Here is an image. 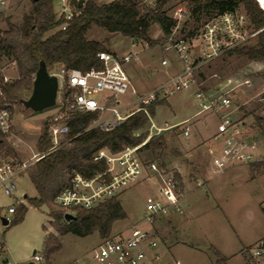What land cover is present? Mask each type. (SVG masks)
Instances as JSON below:
<instances>
[{"label": "rangeland", "instance_id": "374dc122", "mask_svg": "<svg viewBox=\"0 0 264 264\" xmlns=\"http://www.w3.org/2000/svg\"><path fill=\"white\" fill-rule=\"evenodd\" d=\"M109 1L98 0L100 3ZM31 8V0H12L9 9L0 15V28H7L6 19L20 25ZM179 8H182L181 12H178ZM164 9L178 21L174 28V37L177 39L198 33L201 26L218 12L217 7L208 0H168ZM149 34L156 40L164 38L158 23L151 25ZM87 36L89 39L103 41L110 51L120 54L138 51L139 60L128 64L127 68L133 86L141 94L153 91L168 74L182 70L176 52L164 49L167 44L150 47L146 42L139 41L133 46L131 38L110 33L97 26H93ZM255 42L256 39L249 45ZM163 59L168 61L167 66L162 65ZM197 74L198 83L212 91L229 78L238 81L249 79L250 85L238 86L229 93L232 109L238 108L233 114L246 119L245 127L249 134L264 131V127L256 126L254 115L250 114L254 112L260 116L264 110L260 100L264 96V60H247L224 53L206 63ZM5 76L11 78L9 82L15 80L18 77L17 65L12 58L0 54V83ZM32 87L22 88L19 95L28 99ZM196 88V85H192L188 90L177 91L155 106L152 118L156 125L181 126L161 134L167 143L162 153L140 151L143 161H156L166 173H179L181 176V180L176 179L179 181V191L184 193L182 211L161 216L155 223L160 249L169 247L174 258L180 260L181 264H215L217 253L225 258L227 264H249L246 246L264 234V217L261 212V201L264 199V159L252 164L236 165L220 173L214 171L209 163L207 142L200 148L195 143L196 131L200 137L207 138L216 129L213 115H196L200 110L195 96ZM119 99L122 106L131 103L124 113L137 108L136 95L129 92ZM6 105L11 107L12 128L6 134L8 144L2 150L0 164L14 158L29 160L34 153H38L36 142L44 131V122L58 113L60 108L55 105L34 111L26 108L22 102ZM189 120V123H185ZM188 124L191 125V133L186 137L180 131ZM33 169L34 165L16 179L17 189L13 196L4 194L0 187V264H28L31 261L46 264L45 258L43 263L33 258L34 250L44 257L45 227L48 233L56 234L62 244L61 249L51 256L50 264H94L92 250L103 239L125 232L147 215L148 205L158 197L161 183L159 176L151 174L147 177L144 174L135 184L120 192L117 196L127 218L115 222L111 234L105 238L98 233L84 237L72 233L59 234L52 225L49 205L44 204L38 208L29 205L27 198L24 204L28 205V212L24 220L11 227L4 226L2 217H8L10 222L15 217L8 212V208L16 203V199L23 198L25 194L30 198L38 196L31 179ZM199 182L202 184L198 185ZM52 206L57 209L56 205ZM25 253L30 256L29 259L24 257Z\"/></svg>", "mask_w": 264, "mask_h": 264}, {"label": "built area", "instance_id": "2783aa9c", "mask_svg": "<svg viewBox=\"0 0 264 264\" xmlns=\"http://www.w3.org/2000/svg\"><path fill=\"white\" fill-rule=\"evenodd\" d=\"M11 1L0 0V15L9 9ZM52 1L57 19L62 20L58 28L61 30H66L71 21L82 16L90 2V0ZM140 1L147 7H155L158 2V0ZM261 6L264 11V4L261 3ZM181 11L182 8H179L178 12ZM263 31L264 27L255 29L252 26L243 6L213 16L201 26L198 33L188 37L175 38L174 29L166 37L164 44L167 46L164 49H172L176 52L182 63V70L168 74L160 85L145 94L139 93L133 86L127 68L128 64L139 60V53L136 50L123 54L110 50L100 51L97 55L101 66L87 71L65 66L51 71L50 73L58 78L59 87L55 105L60 108L58 113L50 118L49 132L52 147L46 154L34 153L29 160L14 158L0 164L2 191L8 196H13L17 189L16 179L48 153L65 143L69 132L67 119L72 113L98 111L99 117L93 122L92 127L110 131L128 116L143 110L149 118L146 129L147 138L139 145L125 146L118 154H110L106 150L99 151L96 159H104L107 169L104 172H97L91 178L73 172L70 184L54 198V205L65 215L68 213L74 215L78 208L90 209L106 199L117 196L125 188L135 184L144 174H147V177L151 174L159 176L161 183L158 197L149 203L148 214L133 223L125 232L103 239L91 254L94 264H169L160 249L158 234L154 227L161 216L182 211L181 201L184 193L179 191V181L175 173H166L156 161H143L140 148L153 135H161L164 131L177 129L181 125L166 124L164 127L156 125L146 105L157 99L166 100L173 93L188 90L192 85H196L195 96L200 105L196 115L207 113L217 119L215 132L206 141L209 163L214 171L220 173L236 165L262 161L264 131L255 134L247 132L246 119L233 114L238 108L232 109V100L229 95L238 86L250 85V80L238 81L229 78L212 91L198 83L197 73L206 63L220 55L249 45ZM138 43V40L132 39L133 46ZM168 64L166 59L162 60V65ZM9 80L11 78L4 77V82L7 83ZM129 92L137 96L135 102L137 108L124 113L123 111L128 110L131 103L128 102L122 106L119 98ZM260 100L264 103V96ZM107 111L108 115L105 114ZM260 116L264 117V110ZM256 126L259 127L258 123ZM11 128L12 111L7 107L0 108V130L7 134ZM180 133L186 137L189 136L191 125L182 127ZM201 184L202 182L198 183V185ZM24 199L25 197L16 199V203L9 206L8 212L14 214L17 205L24 203ZM261 212L264 217V199L261 201ZM144 223L147 226H144ZM248 254L249 264H264V235L250 245ZM33 258L36 262H44L43 255L38 252ZM174 263L181 264V261L177 259Z\"/></svg>", "mask_w": 264, "mask_h": 264}, {"label": "trees", "instance_id": "16d2710c", "mask_svg": "<svg viewBox=\"0 0 264 264\" xmlns=\"http://www.w3.org/2000/svg\"><path fill=\"white\" fill-rule=\"evenodd\" d=\"M208 1L217 7L218 12L215 15L243 6L252 26L255 29L264 27V11L260 0ZM167 2L168 0H158L155 7H147L140 0H111L103 3L90 0L84 14L71 21L66 30H61L58 28L62 20L57 19L53 1L32 0V8L24 15L20 25L6 19L7 28H0V54L12 58L18 71V77L11 82L6 83L3 78L1 79L0 108H9L7 103L21 102L23 98L19 95V91L33 86L41 61L46 63L49 72L60 66L82 71L99 68L101 62L97 54L109 49L103 41L88 38V31L93 26L144 41L150 47L157 44L164 45L166 37L172 33L178 22L164 9ZM153 23L160 25L164 33L163 39L156 40L150 36L149 29ZM228 53L247 60H264V31L259 33L254 44L236 48ZM164 101L157 99L146 105L151 116L154 114L155 106ZM250 114L254 115L259 126L264 127V117L255 115L254 112ZM98 117V111L72 113L67 119L69 132L65 143L34 164L31 179L38 196L27 197L28 204L38 208L44 204L49 205L48 213L52 225L59 234L72 233L84 237L98 233L100 237L105 238L111 234L115 222L127 218L118 196L106 199L90 209L78 208L74 214L75 218L69 221L65 219L62 210L52 206L56 195L70 184L73 172L91 178L97 172H104L107 169L104 159H96L99 151L106 150L110 154H118L125 146L141 144L148 136L146 129L149 118L143 110L128 116L110 131L92 127ZM214 119L217 125V119L215 117ZM50 125V119L44 122V131L36 142L40 154H46L52 147ZM196 132L195 134L198 135ZM210 137H204V141L202 138L200 144ZM7 142L6 134L0 130V155ZM166 147L167 143L163 135H153L140 151L150 150L156 154L162 153ZM175 176L181 180L179 173ZM27 212L28 205L19 204L9 227L22 222ZM61 247V241L56 234L50 232L46 235L44 242L46 264H50L51 256ZM1 251L0 247V253ZM217 254L218 259L215 264H227L225 259Z\"/></svg>", "mask_w": 264, "mask_h": 264}, {"label": "water", "instance_id": "95a60500", "mask_svg": "<svg viewBox=\"0 0 264 264\" xmlns=\"http://www.w3.org/2000/svg\"><path fill=\"white\" fill-rule=\"evenodd\" d=\"M58 87L59 83L57 76L51 74L47 69L46 63L41 61L33 81L32 93L28 99H22L21 102L26 108H30L34 111H42L53 107L56 104ZM24 197L27 198L28 196L25 195ZM74 218L75 216L73 214L68 213L65 215L67 221ZM1 220L4 226L10 225V221L7 217H2ZM36 252L37 251L34 250L33 255H35ZM28 264H35V262L31 261Z\"/></svg>", "mask_w": 264, "mask_h": 264}, {"label": "crops", "instance_id": "0c3cea01", "mask_svg": "<svg viewBox=\"0 0 264 264\" xmlns=\"http://www.w3.org/2000/svg\"><path fill=\"white\" fill-rule=\"evenodd\" d=\"M156 88V87H155ZM154 88V89H155ZM153 89V90H154ZM236 116H238V115H236ZM197 133V132H196ZM196 139H195V143L197 144V145H199V148L200 147H203L204 146V144H205V142L207 141H205V142H201V144H200V141H202V137H200L199 135H197L196 137H195ZM203 141H204V138H203ZM26 195V194H25ZM24 195V196H25ZM46 228V227H45ZM47 229V228H46ZM45 232H46V235L48 234V230H45ZM264 235V234H263ZM262 235V236H263ZM262 236H260V237H262ZM45 239H46V237H45ZM257 240V239H256ZM255 240V241H256ZM255 241H253L252 243H249L247 246H246V251H248V248L250 247V245L251 244H253ZM44 242H45V240H44ZM3 251H4V248H3ZM162 251H163V253L165 254V258H166V260L168 261V263L169 264H175L174 263V261L175 260H177L176 258H174V256H173V254H172V251H171V249L169 248V247H164V249H162ZM220 254V253H219ZM222 254V253H221ZM24 257H26V259H29V255L27 254V253H25V256ZM222 258V257H221ZM225 259V258H224Z\"/></svg>", "mask_w": 264, "mask_h": 264}, {"label": "bare ground", "instance_id": "6f19581e", "mask_svg": "<svg viewBox=\"0 0 264 264\" xmlns=\"http://www.w3.org/2000/svg\"><path fill=\"white\" fill-rule=\"evenodd\" d=\"M261 2L264 4V1L261 0Z\"/></svg>", "mask_w": 264, "mask_h": 264}]
</instances>
